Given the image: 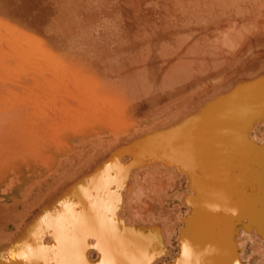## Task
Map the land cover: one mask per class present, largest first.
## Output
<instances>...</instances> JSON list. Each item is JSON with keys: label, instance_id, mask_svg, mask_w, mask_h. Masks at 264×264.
<instances>
[{"label": "bare ground", "instance_id": "bare-ground-1", "mask_svg": "<svg viewBox=\"0 0 264 264\" xmlns=\"http://www.w3.org/2000/svg\"><path fill=\"white\" fill-rule=\"evenodd\" d=\"M119 1L111 10L120 28L147 44L138 50L132 40L115 71L87 66L118 79L107 77L105 94L93 97L75 82L92 107L84 118L76 106L48 117L29 93L0 80V256L13 251L19 264H243L246 242L264 264V0H124L126 10ZM26 61L0 55V74ZM114 147L121 150L111 157ZM173 166L191 171L194 199L148 182ZM173 208L181 228L167 222L164 234L157 219ZM253 227L258 238L245 237Z\"/></svg>", "mask_w": 264, "mask_h": 264}, {"label": "rangeland", "instance_id": "rangeland-1", "mask_svg": "<svg viewBox=\"0 0 264 264\" xmlns=\"http://www.w3.org/2000/svg\"><path fill=\"white\" fill-rule=\"evenodd\" d=\"M67 1H70L71 3ZM91 1L92 2L95 1V3L94 2L92 3ZM111 1L112 0H108V1L107 0H101V1L100 0H90V1L66 0L65 2V0H0V55L3 56L13 55L16 58L17 57H19V59L25 58L27 60L25 64H20V65H18L16 62H14L13 64L10 63L9 65L5 64L6 70H4L3 73L0 74V80H4L6 82L5 88L9 91L11 90L16 93L17 92L21 93L23 91L29 93L32 96V98L38 101V103L40 102L41 105L40 111L43 112L44 114H47L48 117H49L48 113L50 109L55 108L57 112L58 110L65 112L66 110L75 109L76 106L78 110L83 112L82 117L84 118L85 114L88 111H90V108L92 107H89L90 102H88L85 99L86 97L80 96V99H78L75 92V88H77L75 86V82L79 81V85L82 91L84 93L88 92L89 94H92V97L94 96V93L95 94L97 93L98 96H100V94H105L102 92L104 91V88L106 90L108 89L107 87L108 82L106 81V78L109 77L107 80L118 79V77L114 78V76H116V73H113V71L116 70L115 65H117V62L119 61L117 59L118 56L121 59H123L127 54V48L129 44L132 43L134 40H136V38L135 39H131L132 37L129 38V36L126 33H124L120 28L119 26L120 23L118 22L117 17H115L114 11L111 10ZM123 1L124 0L119 1L121 6L125 2ZM72 3H75V6ZM82 3H84L85 7L91 8V13H89L88 15L85 14ZM76 5L77 6L79 5L81 9L78 8ZM75 7L77 8L76 11L78 10L77 12L75 11ZM96 8H98V10H96ZM123 8H124L123 10H126L125 7ZM127 10H130V8L128 7ZM70 12H72V15H75L73 14L74 12L76 13V15H78L77 16L79 17L78 19L76 16L75 17L79 22L76 23V20L73 16H72L73 18L69 17ZM106 12H109L110 14H112V16L110 14H107V16L104 17ZM66 14L68 15V17ZM84 14L86 15L87 19H85L86 17ZM90 15L91 18L93 15L95 16V18L94 19L92 18L91 20V22H93L94 20L96 21L93 22V24L90 22L89 19ZM103 17L105 19H103V21L101 22L100 20ZM81 18H83L84 21ZM79 19H81V21ZM82 21L84 22V24H82L83 23ZM68 22L70 23L71 27H69ZM66 25H68L71 31L73 30V32L69 30V33L71 32V34L67 35L66 33H64V30L66 29ZM72 26H74L75 29L72 28ZM96 26H97V30H95ZM77 27H79L80 29ZM69 28H67L65 32H67ZM88 31H92V32L88 33ZM93 31H95L96 33L100 31L101 33H103V37L98 39L96 33ZM146 31L148 32V29ZM86 33H88L89 35ZM122 33H124V36ZM138 37H140V40L143 39L146 40V37H143V35ZM120 38H122V40H119ZM124 38L125 39L127 38L128 41H126ZM137 41H139V39ZM137 41L134 42L138 50H140L143 43L141 45V43ZM145 42L146 41H144V43ZM109 45L112 47H110ZM95 52L97 53L95 54ZM98 52L101 54H99ZM36 55L40 57H37ZM98 57L100 58L98 59ZM32 58H35L36 60L34 59L33 61ZM97 59L98 61H96ZM103 59H105L106 61H104ZM32 63L38 65L34 66L35 64ZM107 63L112 67L113 70L112 73L114 74L111 75L112 77H110V74H108L106 77L105 76L99 77L98 75H92L91 73L88 74L87 72L89 71L87 68L88 65L99 66L106 69L105 65L102 64H107ZM7 65L10 67H7ZM26 66L28 68H26ZM12 70L14 73L12 72ZM46 70L48 71V73H50L51 71V73L47 75L48 73H46L47 72ZM8 72H10V74ZM21 77L24 79V81L21 79ZM16 78H18L19 81ZM20 80L22 81L20 82ZM13 84L14 85L17 84L16 87L13 86ZM19 84L20 86H18ZM11 86H13V88ZM16 88H18V90ZM66 88H68L69 91ZM65 96H68V98L70 99H68L67 97L65 98ZM56 99L58 102L56 101ZM71 99L72 101L70 102ZM79 105L81 106L80 108ZM107 118H110L111 121H114L116 118L115 111L109 114ZM101 138H103V136ZM121 147L122 145L119 148ZM119 148L114 147L111 150H106V153L111 156L113 154V150H117L118 152L122 149ZM98 165L99 164H97V167ZM175 167L174 166L172 167L174 170L172 168H169L170 170L168 168H165L161 171H158L157 174L149 173L147 175L148 176L147 179L149 178L148 182L162 185L164 187V191H166V187H168V185H172L174 193L178 195L188 196L190 197V200L193 196L194 199L195 196H197V192L196 189L194 188L193 182L191 181L192 180L190 174L191 171L181 170V168L177 169ZM195 174H198V172H196ZM156 178L159 180H157ZM173 201H174V205L177 208L180 207L181 209H184L183 206L185 207L184 205L185 203L180 198H175ZM163 204L166 205L165 203ZM177 212L178 211H176L174 208L171 211L163 209V211L161 212L159 219H157V225L163 228L164 234H166L165 227L167 225V222L169 223L167 228L168 227L173 229L181 228V224L179 223L180 221L179 222L175 221ZM186 216L187 214H183V218H185ZM245 221H247V219ZM251 231L245 230L243 231V235L245 237L253 236L254 238H258L259 234L258 235L256 234L257 228L253 227ZM245 243H243L242 245L244 248L243 251L245 253V257L243 258V264H259V258L257 257L254 258V256H252L255 253L254 249L250 248L248 246V243L246 244ZM24 253H25L24 251L22 253L19 252V255L21 254V256H23ZM170 256L173 257V254ZM19 263H20L19 261H16V257L15 254L13 255V251H8L4 253V255L0 256V264H19ZM89 264H95V263L91 262Z\"/></svg>", "mask_w": 264, "mask_h": 264}]
</instances>
